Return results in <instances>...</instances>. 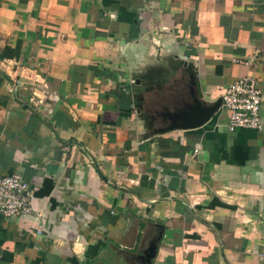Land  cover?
I'll use <instances>...</instances> for the list:
<instances>
[{"label": "crops", "instance_id": "1", "mask_svg": "<svg viewBox=\"0 0 264 264\" xmlns=\"http://www.w3.org/2000/svg\"><path fill=\"white\" fill-rule=\"evenodd\" d=\"M244 75L260 130L153 132ZM0 172V264H264V0H0Z\"/></svg>", "mask_w": 264, "mask_h": 264}, {"label": "built area", "instance_id": "2", "mask_svg": "<svg viewBox=\"0 0 264 264\" xmlns=\"http://www.w3.org/2000/svg\"><path fill=\"white\" fill-rule=\"evenodd\" d=\"M261 101L262 94L253 76L244 75L231 80L221 96V105L228 111V129L260 130ZM34 193V189L18 173L0 172V213L4 217L28 216L33 210Z\"/></svg>", "mask_w": 264, "mask_h": 264}, {"label": "water", "instance_id": "3", "mask_svg": "<svg viewBox=\"0 0 264 264\" xmlns=\"http://www.w3.org/2000/svg\"><path fill=\"white\" fill-rule=\"evenodd\" d=\"M220 103L221 98H218L215 102L210 104H202L200 102L194 103L190 108L182 112L168 115L169 119H167L166 122H169V124L161 128H156L153 132L161 133L176 128L199 127L212 117L218 110ZM155 249L156 244L154 243L144 252V256L142 257L143 264H150L151 259L154 257Z\"/></svg>", "mask_w": 264, "mask_h": 264}, {"label": "trees", "instance_id": "4", "mask_svg": "<svg viewBox=\"0 0 264 264\" xmlns=\"http://www.w3.org/2000/svg\"><path fill=\"white\" fill-rule=\"evenodd\" d=\"M45 186L38 192V194L44 192V190H46L45 192H48L52 188V184L51 183L48 184V189Z\"/></svg>", "mask_w": 264, "mask_h": 264}, {"label": "rangeland", "instance_id": "5", "mask_svg": "<svg viewBox=\"0 0 264 264\" xmlns=\"http://www.w3.org/2000/svg\"><path fill=\"white\" fill-rule=\"evenodd\" d=\"M150 88H151V86H150Z\"/></svg>", "mask_w": 264, "mask_h": 264}]
</instances>
